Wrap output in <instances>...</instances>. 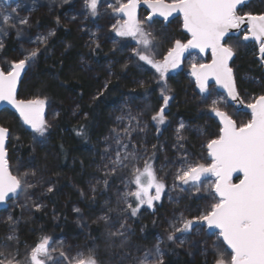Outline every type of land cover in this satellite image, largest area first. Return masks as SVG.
I'll list each match as a JSON object with an SVG mask.
<instances>
[{
  "label": "trees",
  "instance_id": "obj_1",
  "mask_svg": "<svg viewBox=\"0 0 264 264\" xmlns=\"http://www.w3.org/2000/svg\"><path fill=\"white\" fill-rule=\"evenodd\" d=\"M18 3L24 6L13 16L28 17L29 24L17 25L23 28V34L17 37V29L2 25L0 16V26L8 31L7 35H0L4 44L0 49V67L7 69L11 62L23 58L27 50L39 48L38 56L26 67L17 95L22 100L44 99V119L49 127L45 136L40 137L10 111L0 112V126L9 130L6 151L10 171L13 174L19 166L22 174L36 172L35 178L29 176L36 181L28 192L29 201L14 198L0 212V245H8L0 250L13 251L18 245L23 259L41 237L49 236L53 246L63 241L64 250L70 253L87 254L88 249L95 248L101 264H132V257L159 241L166 253L165 264H214L213 235L203 231L177 233L186 240L182 247L177 246L179 240L176 243L167 240L170 222L181 213L186 218L196 216L209 199L205 191L201 196L185 191L170 202L164 198L152 209L141 208L135 217L129 211L128 245L123 249L118 243L108 246V224L114 225L111 230L118 228V215L111 213L108 224L98 221L109 207H116L121 176H128L127 170L118 172L107 189L102 183L97 185V180L104 178L101 156L112 128L117 126L116 118L129 111L140 116L144 131L133 133V143L141 152L146 148L149 156L155 151L158 176L168 185L173 166L179 163L166 162L177 161L184 154L189 162L204 159L207 142L219 135V125L207 110L208 98L200 94L183 70L170 74L162 83L159 73L134 54L135 40L112 32L111 18L116 16L106 8L104 0H99L95 17L86 13L85 0H37L35 4L32 0H17L6 9L10 12ZM240 12L264 14V0L246 3ZM149 25L148 32L153 31L158 37L153 41L151 53L160 59L171 48V42L183 33L181 23L176 19L168 24L154 21ZM49 32L54 34L49 36ZM37 36H46L47 43L32 42ZM228 39L234 50L230 67L240 97L247 101L251 96L264 95V69L256 54L249 51L250 44L242 36ZM244 75L248 76V82L241 80ZM165 82V94L172 99L165 107V123L158 132L152 116L164 105L161 87ZM232 117L237 122L249 118L243 112ZM181 123L185 127L178 133ZM178 136L182 137L179 141ZM49 186L53 187L52 192L47 191ZM37 204L41 205L39 210ZM10 215L16 222L18 241L5 240ZM221 244L225 248L219 241ZM124 252L130 253L128 258L122 256Z\"/></svg>",
  "mask_w": 264,
  "mask_h": 264
},
{
  "label": "snow or ice",
  "instance_id": "obj_2",
  "mask_svg": "<svg viewBox=\"0 0 264 264\" xmlns=\"http://www.w3.org/2000/svg\"><path fill=\"white\" fill-rule=\"evenodd\" d=\"M36 2L37 0H32L33 4ZM143 2L152 9L154 14L158 13L165 20L172 13L179 12L183 18V28L190 34L191 39L187 43L176 40L163 61L154 59L148 54L153 47L154 37L143 27L144 24H151L153 17L149 16L143 21L137 19L136 8L140 0H127V3L116 0V5L109 4V7L112 8L113 13L122 14L125 18L112 25V29L119 37H132L135 40L138 48L133 51L139 60L151 65L159 73V80L164 81L165 73L169 68H176L179 65L181 57L188 49H199L200 52L210 49L212 53L210 64L192 66V75L196 78L201 93L207 91L208 79L212 77L227 91L228 96L233 100L237 99L233 69L229 66L234 50L227 45L226 38L231 29H238L245 22L246 17L248 28L244 40L250 37L255 39L259 44L260 53L264 56V14L238 15V6L242 5L244 0H172V3H165V0H143ZM4 3L7 4L8 0H4ZM98 3L99 0H85L86 7L94 17L98 15ZM23 6L18 3L16 7L11 8L10 12L6 8H0L2 25L16 28L17 37L23 34V28L17 25L29 24L28 17L13 16L17 9ZM7 34V27L0 26V35ZM53 34L48 33L49 36ZM32 42L46 44L47 37L37 36ZM3 47V41L0 40V49ZM38 53L39 48L27 50L23 58L11 62L7 69H0V101L10 103L19 112L24 123L29 125L34 133L44 137L49 127L44 119L45 100L16 99L17 82L21 73L38 56ZM140 84L144 86L143 81ZM166 89L165 82L161 87L164 105L152 116V120L158 124L164 123L165 107L172 99L165 94ZM217 103L216 100L212 101L210 112L219 117V135L209 140L206 145L211 163L189 162L187 154L177 161L166 162L181 165L175 176L180 185L194 187L197 192L206 191L213 196L215 202L211 204L210 210L198 216L186 218L181 213L179 218L170 222L167 240L172 243L179 240L177 246L182 247L186 240L180 239L177 233L186 235L197 229L203 231L206 225L209 230H219L218 239L212 245L220 256L215 260V264H264V95H260L255 102L247 105V108L251 110V118L246 123L238 124L221 111L216 106ZM125 120H127L126 124H124ZM116 121L117 126L112 128L109 142L101 156L100 167L104 178L97 180V185L102 183L107 189L111 178L118 172L127 170L128 176H121V183L126 190L121 193L118 189L116 207H109L103 216L98 217V221L108 224L111 213L125 214L119 227L111 230L114 225L108 224L107 232L108 246L114 247L118 243L123 249L128 245L127 213L130 211V215L135 217L144 205L152 209L154 201H160L166 184L163 178L158 176V170L155 167V151L149 156L146 148L141 152L140 148L133 143V133L144 131L140 116L133 115L129 111L127 115L118 116ZM184 127L185 125L181 123L177 132L179 133ZM8 131L7 128L0 127V204L5 203L10 196L16 198L20 192H26L27 189L36 186L28 179L29 176L35 178V170L26 171L22 175H13L10 171L5 152ZM180 139L182 137L178 136V141ZM155 148L156 146L153 145V149ZM236 172L242 173L243 178L239 180V183H232V175ZM208 176L215 179L204 185L203 179ZM176 186L174 184V187ZM47 191L52 192L53 187L49 186ZM92 191L94 193L97 191L96 185L93 186ZM121 204L125 207H121ZM40 207L41 205H36L37 210ZM74 211L80 210L74 209ZM8 222L9 233L5 236V240L18 241L15 234L16 222L11 215L8 217ZM221 238L227 245V249H230V259H226L223 252L219 250ZM7 247V244L0 245V248ZM53 253L58 254L53 255ZM129 255L128 252L122 253L124 258H128ZM165 255L158 241L154 247L145 248L141 255L132 257L131 261L132 264H165ZM0 264H101V261L95 248L88 249L87 254L84 251H77L73 255L64 250L63 241L53 246L52 238L43 236L30 247L23 259L20 258L18 245L13 251L0 250Z\"/></svg>",
  "mask_w": 264,
  "mask_h": 264
},
{
  "label": "rangeland",
  "instance_id": "obj_3",
  "mask_svg": "<svg viewBox=\"0 0 264 264\" xmlns=\"http://www.w3.org/2000/svg\"><path fill=\"white\" fill-rule=\"evenodd\" d=\"M165 1L168 2L167 0H165ZM252 1H254V0H252ZM16 2H17V0H16ZM121 2L125 3L126 0H121ZM104 3H105L106 8L111 10L112 15H115V16H116V17L112 16V18H111V19H112V20H111V26L114 25V24H116L118 20H122V19H124V17H123L121 14H115V13H113L112 8L109 7V4L116 5V0H104ZM245 5H246V4H244V5L238 10V15H244L245 13H250V12H243V13L240 12V10H241L242 8H244ZM9 6H10V4H9V5H5L3 2L0 1V8H6V7H9ZM117 6H118V5H117ZM84 9H85L86 13H87V11H88V14H90V11H89L88 8L86 7L85 3H84ZM0 16H2V15H0ZM146 18H147V13H146L145 11H141V12L138 14V16H137V19H139V20H141V21L145 20ZM175 20H176V19H175ZM178 20H179V19H178ZM173 21H174V20H173ZM179 21H180V20H179ZM153 22H154V21H153ZM180 23H181V21H180ZM149 26H150L149 24H144V25H143L145 31L148 32V28H149ZM180 30H181L183 33L180 34V38H178L177 40H180L182 43H187V41H188L190 38H189V36H187V34L182 30V25L180 26ZM112 32H114V34H115V31H113V29H112ZM152 35H153L154 39L157 40L158 37H155V36H154V32H153V31H152ZM154 39H153V41H154ZM175 41H176V40H173V41L171 42V44H170L171 47L174 45V42H175ZM226 43H227V45L231 46L228 37L226 38ZM231 47H232V46H231ZM135 48L137 49V48H138V45H136ZM249 51H251L253 54H256V55H257V50H256V48H255V45H250V47H249ZM167 52H168V51H167ZM148 54L151 55L154 59H156V60H160V61H163L164 56L167 55V53H166V54H164V55L159 59V57L153 55V54L151 53V51H150ZM137 57H138V56H137ZM209 61H210L209 55H206L204 58H202V57H200L199 55H197V54H195V53H191V52L189 51V49H188V50L183 54V56L181 57V60H180L179 65H178L176 68H169L168 71L165 73V80H166V78H167L170 74H173V73H176L177 71L183 70V71H185V74L187 75V77L189 78V80L195 83L194 76L192 75V66H193L194 64L197 65V66H198L199 64H207ZM143 62H144V61H143ZM144 63H145V62H144ZM29 64H30V63H29ZM29 64H28V65H29ZM28 65H27V66H28ZM27 66H26V67H27ZM149 66L151 67V65H149ZM151 68H152V67H151ZM0 69H3V68L0 67ZM153 69H154V68H153ZM165 80H164V81H165ZM241 80H242V81H246V82H248L249 78H248V76H245V75H244V76L241 78ZM164 81H161V82L163 83ZM198 91L200 92V94H201L202 96L208 98L207 100H208V102H209V106L207 107V110H208L209 112H210V106H211V103H212L213 100H216V101L218 102L216 106L219 107L221 111L225 112V113H226L227 115H229L231 118H233L232 116L237 112V111H236L231 105L228 104L226 97H225L223 94L219 93V92L216 90V88H215L214 86H209V87H207V91H206L205 93H201V91H200L199 88H198ZM258 97H259V96H257V95H255V96H251V98H250L249 100H247V101L242 100L241 97H240V98H241V100H242V102H243L244 104H247V105H248L249 103H253V102H255L256 98H258ZM45 105H46V104H45ZM45 105H44V106H45ZM210 113H211V112H210ZM211 114H212L213 116L215 115L214 113H211ZM45 115H46V114H45ZM44 118H45V116H44ZM249 119H250V117L248 118V120H249ZM248 120H247V121H248ZM247 121H246V120H242V121H240V122H237V121H236V122H237L238 124H240V123H246ZM154 122H155V124L158 126V129H159L158 132H160V127L165 123V121H164V123H162V124H158L156 121H154ZM24 125H25V127H26L28 130H30L31 132H33L29 125H27V124H25V123H24ZM33 133H34V132H33ZM35 134H36V133H35ZM205 148H206V153H205V157H204V159H202V160H201V159H199V160H195L196 163H211V161L208 159V151H207V147H205ZM8 163L10 164L9 161H8ZM141 165H143V164L141 163ZM10 167H11V166H10ZM173 167H174V168H173L172 175H171L172 178L170 179L169 184L166 185V188H165L164 192H163L162 195H161V199H160V201H154V205L157 204V203H161V202L163 201L164 198H165L166 201H169V202L172 201V199H173V200H177V199H179L180 195H181L183 192H185V191H188L189 193L194 194V195H198V196H201V195H202L203 190H201L200 192H197L196 189H195L194 187L185 186V185H180V182L177 181V180L175 179V176H176L177 169L180 168L181 165L179 164L178 166H173ZM13 168H14V167H13ZM13 175H22L19 166H17V169L13 172ZM28 179H29V181L32 182V183H35V182H36V181L34 182L33 178L28 177ZM212 180H214V177H212V176H208V177H206V178L203 179V183H204V185H207V184H209V182L212 181ZM232 183H235V182L232 181ZM174 184L177 185V186L174 187ZM133 188H134V187H133ZM182 189H184V190H182ZM29 190H30V189H27L26 192H25V191L20 192L19 196L16 197V199L20 200L21 202L27 203V202L29 201V197H31V195L28 193ZM125 190H126V189H125V187H124V184H122V188H121L120 192L122 193V192H124ZM205 192H206V191H205ZM208 196H209V199L207 200L206 203H204V206L202 207L201 210L198 211V214H197L196 216L200 215L201 213H203V212H205V211H207V210H210V206H211V204L215 202V200L213 199V196H212V195H208ZM133 203H134V202H133ZM121 207H125V206H124L123 204H121ZM143 207H146V208H147L146 205L142 206L141 208H143ZM124 215H125L124 213H121L120 215H118V218H120V221L123 219ZM117 223H118V222H117ZM118 227H119V226H118ZM194 231L197 232V233H198V232H199V233L201 232V231H199L198 229H197V230H194ZM203 233H205V234H207V235H213V237L216 239V241H217V239H218V233H217V234L210 233V230L207 229V226H206V225H204ZM180 235H181V234H180ZM219 241H221V239H220ZM221 243H222V242H221ZM55 246H56V245H55ZM213 249H215V248H213ZM219 250H220V252H223L224 257H225L226 259H230V251L228 252V250H227L226 247L223 248V247H222V244H221V245L219 246ZM215 251H216V257H215V260H216V259L220 258V256L218 255L217 249H216ZM75 253H76V252H75ZM75 253H70V254H73V255H74ZM57 254H58V253H53V255H57ZM214 264H215V262H214Z\"/></svg>",
  "mask_w": 264,
  "mask_h": 264
},
{
  "label": "water",
  "instance_id": "obj_4",
  "mask_svg": "<svg viewBox=\"0 0 264 264\" xmlns=\"http://www.w3.org/2000/svg\"><path fill=\"white\" fill-rule=\"evenodd\" d=\"M1 2H3L4 3V0H0ZM16 0H8V3L7 4H5V5H9V4H11L12 2H15ZM248 1L249 0H244V3L242 4V5H240V6H238V10L244 5V4H246V3H248ZM125 3H127V0H126V2ZM165 3H172V2H166L165 1ZM141 11H145L146 13H147V17H149V16H152L153 17V21H158V22H163V23H165V24H168V23H170V22H172L173 20H175V19H180V21H181V25H182V30L187 34V36H189V38L191 39V36H190V34L183 28V18H182V15L179 13V12H174V13H172V15L171 16H169L168 17V19L167 20H165L164 19V17H162V16H160L158 13H153V11H152V9L151 8H149L148 6H147V4H145L144 2H143V0H140V3L137 5V8H136V16H138V14L141 12ZM122 15V14H121ZM125 18V17H124ZM247 28H248V24H247V18L245 17V22L244 23H242L241 25H240V27L238 28V29H231L230 31H229V33H228V36L227 37H230V36H237V35H239V33L242 31V30H244V29H246V33H247ZM246 42H253V43H255L256 45H257V47H258V60H262V54L260 53V51H259V44L255 41V39H253V38H249L248 40H245ZM189 51L191 52V53H195V54H197V55H199L200 57H202V58H204L206 55H209V58H210V61L207 63V64H210L211 63V61H212V53H211V50L210 49H205V51L204 52H200L199 51V49H189ZM233 58H234V55H233V57L229 60V66H230V64H231V62H232V60H233ZM263 66H264V62H263ZM25 71H26V69L21 73V77H20V79L18 80V82H17V90H16V99L17 100H22V99H19L18 98V88H19V85H20V83H21V81H22V79H23V76H24V73H25ZM194 79H195V84H196V86H197V88H199L198 87V85H197V81H196V78L194 77ZM209 86H214L215 88H216V90L219 92V93H221V94H223L225 97H226V99H227V102H228V104L229 105H231L237 112H239V111H241V112H243V113H246V114H249L250 116H251V110L249 109V108H247V104H244L243 102H242V100H241V98H240V95H239V93H238V90H237V99H235V100H233L230 96H228V94H227V91L223 88V87H221L220 85H218L217 83H216V81H215V79L214 78H212V77H209V79H208V82H207V87H209ZM237 88V87H236ZM200 89V88H199ZM4 110H8V111H10L11 113H13L20 121H22L23 123H24V121H23V119L21 118V116H20V114H19V112L10 104V103H8L7 101H0V112H2V111H4ZM45 114H46V106H44V116H45ZM214 118H215V120H216V122L218 123V125H219V127H220V120H219V117H216L215 115H214ZM1 127V126H0ZM8 137H9V131H8V136H7V138H6V140H5V152H6V154H7V151H6V145H7V142H8ZM207 151H208V149H207ZM7 157V156H6ZM208 159L211 161V157H209L208 156ZM238 176H242V178H243V174L242 173H239V172H236V173H233V175H232V180H234L236 177H238ZM241 178V179H242ZM214 179H215V177H214ZM239 183V182H238ZM14 198H12L11 196L6 200V202L5 203H3V204H0V212L1 211H3V210H5V208L7 207V204L11 201V200H13ZM219 232V230L218 229H211L210 230V233H213V234H217ZM221 242L223 243V241H222V238H221ZM224 244V243H223ZM225 245V244H224ZM225 247L227 248V245H225ZM228 251H230V249H227Z\"/></svg>",
  "mask_w": 264,
  "mask_h": 264
},
{
  "label": "flooded vegetation",
  "instance_id": "obj_5",
  "mask_svg": "<svg viewBox=\"0 0 264 264\" xmlns=\"http://www.w3.org/2000/svg\"><path fill=\"white\" fill-rule=\"evenodd\" d=\"M252 0H249L248 1V3L249 2H251ZM16 2V1H15ZM15 2H12L11 4H13V3H15ZM10 4V5H11ZM254 15H256V14H254ZM180 20V19H179ZM163 23V22H162ZM245 34H246V29H244V30H242L240 33H239V35H237V36H234V37H238V36H242V38H243V40H244V36H245ZM244 42H246L245 40H244ZM246 43H248V44H250V45H255V48H256V50H257V55H256V60H257V62L259 63V65L264 69V66H263V62H264V56L262 57V60H258V47H257V45L255 44V43H253V42H246ZM5 111V110H4ZM3 112V111H2ZM239 112H241V111H239ZM246 114V113H245ZM250 118H251V116L249 115V114H247ZM214 117V116H213ZM215 119V118H214ZM216 121V120H215ZM218 124V123H217ZM7 158V157H6ZM242 178V176H238V177H236L234 180H232L233 182H235V183H238L239 182V180ZM12 201V200H11ZM10 201V202H11ZM9 202V203H10ZM9 203L7 204V206L9 205ZM7 208V207H6ZM5 208V209H6ZM2 212V211H1Z\"/></svg>",
  "mask_w": 264,
  "mask_h": 264
}]
</instances>
